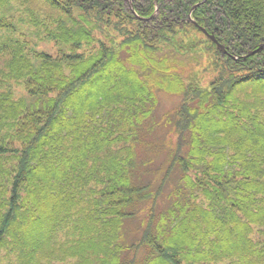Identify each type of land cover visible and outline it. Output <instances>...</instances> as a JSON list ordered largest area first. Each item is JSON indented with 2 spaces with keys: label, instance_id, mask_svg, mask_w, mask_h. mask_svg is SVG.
<instances>
[{
  "label": "trees",
  "instance_id": "obj_1",
  "mask_svg": "<svg viewBox=\"0 0 264 264\" xmlns=\"http://www.w3.org/2000/svg\"><path fill=\"white\" fill-rule=\"evenodd\" d=\"M202 1L0 0V264H264V0Z\"/></svg>",
  "mask_w": 264,
  "mask_h": 264
},
{
  "label": "rangeland",
  "instance_id": "obj_2",
  "mask_svg": "<svg viewBox=\"0 0 264 264\" xmlns=\"http://www.w3.org/2000/svg\"><path fill=\"white\" fill-rule=\"evenodd\" d=\"M35 42H39L34 40ZM41 49L44 51H47L49 53H53L55 52V48L53 47L52 43H47V42H39L37 44V49ZM15 93L16 96H22L24 94L23 92V88L20 86H15ZM179 99L177 97H172V96H167L163 93L158 94V105H157V109L155 112V117L157 122L159 123V125L157 126L156 131L154 132V135H146L144 137L146 143L149 144V142H153V145H155L154 150L152 149L150 154L148 152H146V150H141V152L138 154L139 157L141 159L144 160H148L149 158H155L153 160V163L155 162L156 165H159L161 162H163V160L165 159L166 153L164 152V150H162L161 146H163L164 142H168L169 139H171L172 142H174L175 137H173V134L170 133V130L168 127V125H164V116L166 114H171L174 112L176 105L178 104ZM150 145V144H149ZM158 147V148H156ZM170 189H168L169 191ZM159 204L161 206L166 205L167 204V197L163 196L160 200H159ZM142 220V217H138L136 219H132L129 220L125 223L124 225V239L126 241H131V239L133 238V236L135 235V230L139 224V222Z\"/></svg>",
  "mask_w": 264,
  "mask_h": 264
},
{
  "label": "water",
  "instance_id": "obj_3",
  "mask_svg": "<svg viewBox=\"0 0 264 264\" xmlns=\"http://www.w3.org/2000/svg\"><path fill=\"white\" fill-rule=\"evenodd\" d=\"M204 1H205V0H203L202 2H204ZM197 6H198V5H195L194 8H196ZM194 8H193V9H194ZM201 31L206 35V37H208V39H210V41H212V42L216 45L218 51H220L221 53H224V54L226 53V49H225V47H224L222 44H220V43L215 39V37H214L213 35H208L204 29H201ZM261 48H262V46L259 47L256 51L250 52L247 56H253L254 54L258 53V52L261 50Z\"/></svg>",
  "mask_w": 264,
  "mask_h": 264
}]
</instances>
